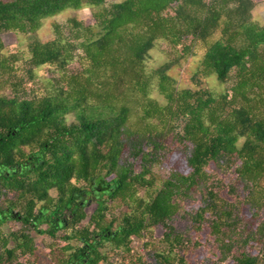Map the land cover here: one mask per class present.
I'll use <instances>...</instances> for the list:
<instances>
[{
  "label": "trees",
  "instance_id": "obj_1",
  "mask_svg": "<svg viewBox=\"0 0 264 264\" xmlns=\"http://www.w3.org/2000/svg\"><path fill=\"white\" fill-rule=\"evenodd\" d=\"M258 5L0 0V167L12 169L0 175V196L31 203L26 223L47 226L36 235L56 240L64 231L67 245L50 264H194L202 250L209 264H264ZM84 8L94 24L72 16L53 23L52 39L40 37L46 20ZM6 32L26 37V49L9 51ZM159 42L175 57L149 70ZM199 49L196 87L181 89L170 73ZM39 69L55 74L43 90L29 86ZM211 77L231 84L216 92L205 86ZM175 152L185 168L159 184L155 169ZM84 198L96 203L91 215ZM198 199L197 209L186 207ZM37 202L47 211L40 217ZM0 264H41L34 232H1Z\"/></svg>",
  "mask_w": 264,
  "mask_h": 264
},
{
  "label": "rangeland",
  "instance_id": "obj_2",
  "mask_svg": "<svg viewBox=\"0 0 264 264\" xmlns=\"http://www.w3.org/2000/svg\"><path fill=\"white\" fill-rule=\"evenodd\" d=\"M258 2L259 5L254 11V18L256 21L264 24V2L261 0H258ZM72 16H78L88 25L94 24L92 13L89 8H84L80 11L68 10L59 16L46 20L43 28L39 31L40 37L44 40L52 39L54 37L53 23L57 22L59 24L65 25L68 19ZM2 38L8 50L11 52L25 50L27 47L28 40L26 39V37L19 36L15 33L6 32L3 34ZM197 53L198 55L196 57H192L188 61H183L181 65L175 67L170 73L171 76L178 81V86L181 89L196 87V84L192 81V77L200 67L203 50L199 49ZM174 57L175 56L171 54L170 48L167 46V44H165L164 42H159L157 47L151 52V59L148 61L147 65L148 69H156L164 63L170 61L171 59H174ZM54 76L55 74L47 69H39L36 82L31 83L29 86L34 87L35 90H43V88L45 87V79ZM230 84L231 83L222 84L216 79V77H211L205 80V86L211 88L216 92L224 91ZM154 96L161 98L157 92L154 93ZM69 120L70 122H72L74 118L70 117ZM171 168H176L179 170L185 168V160L183 154L175 152L171 157L167 156L164 165L155 169L156 175L159 179V184L162 179L167 177ZM53 195H55V193H53ZM185 205L188 209H197L201 205V202L199 199L196 201H187ZM95 209V202H90L86 207L89 215H91ZM124 210L125 208H118L117 211ZM86 223L87 222L85 221V224ZM178 226L182 230L188 229V225L186 222L181 221L178 223ZM16 228L17 224H15L11 229ZM163 233V230L161 228H158L155 231V237L157 239H160L162 238ZM63 235L64 231H60L56 240L51 239L47 235L36 237V243L38 245V255L41 264L52 263L51 261L54 260V250L57 251V256L61 254V251L67 245L66 241H63L62 239ZM74 244H76V242H74ZM135 247L136 250L144 253L140 242H136ZM194 264H209L208 252L206 250H202L201 252H199V256L196 259L194 258Z\"/></svg>",
  "mask_w": 264,
  "mask_h": 264
},
{
  "label": "flooded vegetation",
  "instance_id": "obj_3",
  "mask_svg": "<svg viewBox=\"0 0 264 264\" xmlns=\"http://www.w3.org/2000/svg\"><path fill=\"white\" fill-rule=\"evenodd\" d=\"M21 169V168H20ZM12 172L11 168H4L0 167V175L6 174L8 176ZM15 194L10 193L7 195V193H3L0 196V233L1 232H16L17 230H23L27 229L29 232H34L35 239L37 236H44V235H36L35 231L40 229H45L46 223L39 224L40 220H34L32 224H27V213H22V208L26 205L27 207L30 206V202H23L20 197L14 198ZM86 198V197H85ZM84 198V203L88 205L90 203V200H87ZM38 203V202H37ZM44 204L38 203L37 207L35 209V213L40 217L41 213L44 211ZM42 211V212H41ZM47 211H44L46 214ZM11 226H10V225ZM17 224L16 229H11L13 226ZM60 232V231H59ZM9 245H12V242L9 243Z\"/></svg>",
  "mask_w": 264,
  "mask_h": 264
}]
</instances>
